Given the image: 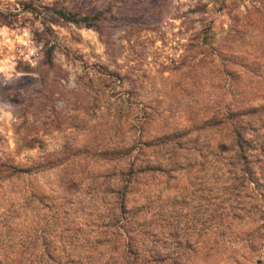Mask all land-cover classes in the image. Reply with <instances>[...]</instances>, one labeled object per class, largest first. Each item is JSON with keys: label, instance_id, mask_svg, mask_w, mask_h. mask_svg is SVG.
<instances>
[{"label": "rangeland", "instance_id": "374dc122", "mask_svg": "<svg viewBox=\"0 0 264 264\" xmlns=\"http://www.w3.org/2000/svg\"><path fill=\"white\" fill-rule=\"evenodd\" d=\"M263 97L264 0H0V251L97 221L131 146ZM222 133L184 136L176 155L145 152L173 172L156 180L161 205L187 197L188 220L201 216L193 195L209 198L225 179L201 169L192 141L206 157ZM227 222L214 232L228 245L192 264H264V237L246 250L244 224Z\"/></svg>", "mask_w": 264, "mask_h": 264}, {"label": "trees", "instance_id": "16d2710c", "mask_svg": "<svg viewBox=\"0 0 264 264\" xmlns=\"http://www.w3.org/2000/svg\"><path fill=\"white\" fill-rule=\"evenodd\" d=\"M61 15L69 21H82ZM207 129L221 130V140L213 148L203 147L208 150L206 157L201 150L193 148L195 141H192V151L207 159V162L200 161L201 169L207 164L211 172L223 175L225 186L221 184L224 188L209 190V198L193 195V199L203 204L195 210L201 216L192 221L188 220L191 208L186 205L190 198H172L171 209L161 205L162 192L156 180L173 172H164L162 158L144 154L155 150L159 155L165 147L174 155L181 150L188 151L179 142L180 138ZM136 148L139 152L131 157L128 172H119L116 176L110 208L97 221L67 222L58 230L53 225L52 238H42L41 245L30 236L6 244L10 250L0 251V264H192L195 259L210 255L212 248L221 252L228 245L230 241L218 237L214 231L221 229V218L228 219L227 229L231 230L233 223L229 218L234 220L236 216L244 224L237 236L238 244L253 252L263 240L264 102L229 108L184 133L175 131L141 146L135 144L128 149L129 154ZM169 160L168 170L174 168ZM181 207H188L186 214ZM182 215L185 224L180 222Z\"/></svg>", "mask_w": 264, "mask_h": 264}]
</instances>
